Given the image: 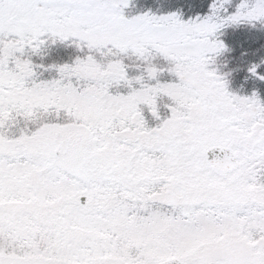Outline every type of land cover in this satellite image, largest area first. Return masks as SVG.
Masks as SVG:
<instances>
[{
    "label": "snow or ice",
    "instance_id": "obj_1",
    "mask_svg": "<svg viewBox=\"0 0 264 264\" xmlns=\"http://www.w3.org/2000/svg\"><path fill=\"white\" fill-rule=\"evenodd\" d=\"M230 2L0 0V264H264V101L210 70L264 0Z\"/></svg>",
    "mask_w": 264,
    "mask_h": 264
},
{
    "label": "trees",
    "instance_id": "obj_2",
    "mask_svg": "<svg viewBox=\"0 0 264 264\" xmlns=\"http://www.w3.org/2000/svg\"><path fill=\"white\" fill-rule=\"evenodd\" d=\"M212 0H132L133 7L125 11L126 16H133L145 11L154 14L177 12L182 19L203 17L208 14V5ZM240 0H231L226 5L227 14L235 10ZM216 37L222 41L226 51L214 57L210 70L215 69L218 75L224 76L228 91L241 95H251L256 91L259 98L264 101V82H260L249 75L248 68L253 64L260 67L264 73V24H238L227 25L221 28ZM78 53L67 44H49L42 57H32L33 63L42 65L37 68L38 78L51 80L57 77L56 67L71 63Z\"/></svg>",
    "mask_w": 264,
    "mask_h": 264
}]
</instances>
